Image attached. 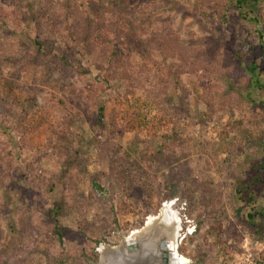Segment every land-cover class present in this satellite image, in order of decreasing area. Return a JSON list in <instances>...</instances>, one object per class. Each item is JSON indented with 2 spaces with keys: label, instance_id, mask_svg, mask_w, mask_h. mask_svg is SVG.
<instances>
[{
  "label": "rangeland",
  "instance_id": "obj_1",
  "mask_svg": "<svg viewBox=\"0 0 264 264\" xmlns=\"http://www.w3.org/2000/svg\"><path fill=\"white\" fill-rule=\"evenodd\" d=\"M75 1L88 4L99 14L120 11L127 47L119 51L125 64L132 67L135 61L150 59V49L139 31L150 25L153 16L137 13L138 0ZM161 2L164 11L172 13L173 28L184 44H196L212 54L223 53L232 71L214 78L197 68L190 69L177 86L163 92L164 108L173 119L167 132L176 129L185 139L181 144L171 140L165 144L162 132L144 128L143 118L156 114L145 107L136 119L140 128L129 132L117 130L112 134L107 120L95 112L90 120L84 115L69 120L71 133L63 138L53 159L41 153V161L35 164V169L43 170L51 180L44 208L56 209L62 242L40 226L43 214L38 210V190L24 178L23 165L32 157L30 153L21 156L17 148L16 132L24 127V121L8 120L12 126L8 129L9 146L20 166L7 180L0 177V264H98L99 247L118 246L166 203L182 221L178 253L188 259L187 264H237L245 241L255 260L264 263V233L254 235L246 224L247 213L254 215L255 224L264 223V189L255 190L253 201L246 207L233 188L236 180L250 175L255 163L264 161L262 23L255 14L244 20L239 17L229 25L206 23L190 1ZM16 7L23 19L21 29L13 33L17 22L12 10ZM0 9L8 14L4 32L18 40L25 52H33L35 26L42 13L38 0H0ZM233 34L248 43L247 64L242 70L224 54L235 48ZM53 46L49 54L35 53L34 71L16 75L10 66L0 68V113L11 114L10 107L18 105L36 128L46 115L55 113L51 111L50 94L62 95L67 86L82 89L94 103L107 109L112 100H123L124 90L116 84L86 89L84 81L61 59V46ZM11 50L10 44H0V51ZM150 61L149 69L155 73V64ZM252 65L257 83L235 86L236 78H248L246 69ZM94 74L91 69L86 78L92 82ZM160 82L165 89V83ZM214 87L223 88L226 99L222 104L214 95ZM204 90L212 92V99L203 94ZM134 97L144 95L137 88ZM209 101L214 102V108H208ZM122 108L128 113L133 110ZM41 139L45 137L34 133L32 142ZM65 173L77 178L71 195L64 187ZM212 226L221 230L220 234L212 231Z\"/></svg>",
  "mask_w": 264,
  "mask_h": 264
},
{
  "label": "trees",
  "instance_id": "obj_2",
  "mask_svg": "<svg viewBox=\"0 0 264 264\" xmlns=\"http://www.w3.org/2000/svg\"><path fill=\"white\" fill-rule=\"evenodd\" d=\"M181 1H190L206 23L229 25L234 24L239 17L244 20L249 14H255L262 23L264 34V0ZM38 3L42 13L40 21L35 26L33 52H25L18 40L4 32L3 27L8 22V14L4 9H0L2 10L0 11V44H10L12 48L9 52L0 51V68L10 66L16 75L26 70L34 71L35 53L49 54L53 51V45L59 44L61 59L75 71L82 82L84 81L82 84L86 89L89 90L96 85L99 89H104L116 84L124 90L123 100H112L107 109L104 105L94 103L90 94L82 89L67 86L62 95L50 94L51 111L55 113L53 116L46 115L36 128H33L24 116L25 111L18 105L10 107L11 114L0 113V177L7 180L9 174L20 166L19 158L9 146L8 129L12 126H9L8 120L13 122L15 119L23 120L24 127L16 132L17 148L21 156L29 153L32 156L31 160L23 165L26 174L24 178L38 190L40 197L38 210L43 214L40 217V226L62 242V231L57 226L56 209L44 208L47 193L50 192L51 180L43 170H36L35 164L41 161V153L54 156L63 138L71 133L69 120L80 119L82 115L90 120L95 112L100 119L107 120L112 134L117 130L129 132L140 128L136 119L141 107H145L148 112L155 111L156 114L151 119L143 118L144 128L153 132H162L161 138L164 139L165 144L168 140L181 144L185 141L183 135L176 133V129L167 132L173 119L170 112L164 108L163 92L167 88L177 86L180 77L190 69L197 68L206 75L218 78L220 75L229 74L232 68L230 64L226 65L223 53L212 54L196 44H184L173 28L172 13L164 11L165 6L161 0H138L136 9L138 14L153 16L150 25L142 28L139 35L150 49V59L155 64V73L149 69L150 59L135 61L132 67L125 64L124 55L119 51L127 47V38L121 29L120 11L108 10L99 14L88 4H81L75 0H38ZM12 11L17 22V28L12 31L15 33L21 29L23 15L18 7ZM233 37L235 48L225 50L224 54H227L229 61L235 62L237 68L242 70V65L247 64L245 56L248 55V43L245 38L237 39L234 34ZM261 50H264V47ZM253 65L246 69L248 78L246 80H242L241 77L236 78L235 86L249 87L257 83L254 72L256 67ZM91 69L95 72L92 82L86 78L91 74ZM253 78H255L254 82ZM160 81L165 83V89L161 88ZM137 88L142 91L144 98L134 97ZM211 93L204 90L203 94L212 99ZM214 95L221 99L220 104L226 99L222 87H214ZM213 103L209 101L206 104L208 108H214ZM124 106L132 108L131 113L124 111L122 108ZM238 124L241 122L239 121ZM34 133L44 136L45 139L33 143ZM55 160L59 163L58 159ZM64 177V187L71 195L76 189L77 178L69 173H65ZM233 188L240 202L247 207L253 201L255 190L264 189V161L255 163L250 175L236 180ZM241 210L242 208L237 211L238 214ZM263 213L261 216H264ZM246 218L247 229L253 228L254 235L264 233V223L255 224L254 215L250 213L246 214ZM211 230L217 234L221 231L214 226ZM218 240L221 241L220 235ZM95 254L94 260L97 255Z\"/></svg>",
  "mask_w": 264,
  "mask_h": 264
},
{
  "label": "bare ground",
  "instance_id": "obj_3",
  "mask_svg": "<svg viewBox=\"0 0 264 264\" xmlns=\"http://www.w3.org/2000/svg\"><path fill=\"white\" fill-rule=\"evenodd\" d=\"M181 222V219L171 210L170 205L166 203L158 214L146 218L145 224L140 230H134L129 236L125 237L123 243L127 244L130 243L132 239L139 238L143 235H149V233H156L158 236L162 237V240H164L168 247L170 257L167 264H187L189 262L188 259L178 253ZM186 234H191V231H187ZM117 248V246L111 248L103 245L99 247L100 259L98 264H121L119 262L122 258L120 259L119 254H126L128 252L121 251V248L117 250ZM141 251L142 249L137 253V258L140 257Z\"/></svg>",
  "mask_w": 264,
  "mask_h": 264
},
{
  "label": "water",
  "instance_id": "obj_4",
  "mask_svg": "<svg viewBox=\"0 0 264 264\" xmlns=\"http://www.w3.org/2000/svg\"><path fill=\"white\" fill-rule=\"evenodd\" d=\"M117 247V250L121 248V251L128 252L119 254L121 264H167L170 257L167 245L156 233L132 239L127 244L121 241ZM141 249L140 257L137 258Z\"/></svg>",
  "mask_w": 264,
  "mask_h": 264
},
{
  "label": "built area",
  "instance_id": "obj_5",
  "mask_svg": "<svg viewBox=\"0 0 264 264\" xmlns=\"http://www.w3.org/2000/svg\"><path fill=\"white\" fill-rule=\"evenodd\" d=\"M243 250L244 253L242 254V257L240 258L237 264H264V263H259L258 261L255 260L254 255L251 249L248 247L246 241L243 244Z\"/></svg>",
  "mask_w": 264,
  "mask_h": 264
}]
</instances>
